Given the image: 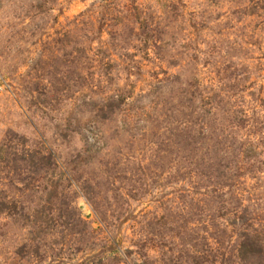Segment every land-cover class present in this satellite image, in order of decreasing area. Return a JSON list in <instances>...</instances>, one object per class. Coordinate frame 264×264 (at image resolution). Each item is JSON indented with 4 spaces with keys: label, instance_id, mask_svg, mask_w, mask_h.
Returning a JSON list of instances; mask_svg holds the SVG:
<instances>
[{
    "label": "rangeland",
    "instance_id": "374dc122",
    "mask_svg": "<svg viewBox=\"0 0 264 264\" xmlns=\"http://www.w3.org/2000/svg\"><path fill=\"white\" fill-rule=\"evenodd\" d=\"M0 264H264V0H0Z\"/></svg>",
    "mask_w": 264,
    "mask_h": 264
}]
</instances>
